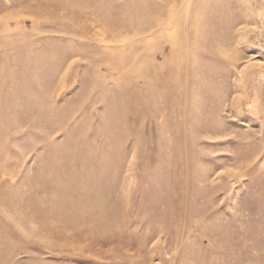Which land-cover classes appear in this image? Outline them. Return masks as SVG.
Listing matches in <instances>:
<instances>
[{"label": "rangeland", "instance_id": "obj_1", "mask_svg": "<svg viewBox=\"0 0 264 264\" xmlns=\"http://www.w3.org/2000/svg\"><path fill=\"white\" fill-rule=\"evenodd\" d=\"M0 264H264V0H0Z\"/></svg>", "mask_w": 264, "mask_h": 264}]
</instances>
